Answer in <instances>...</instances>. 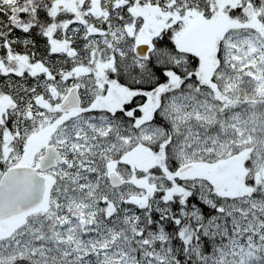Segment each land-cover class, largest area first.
<instances>
[{
  "label": "snow or ice",
  "instance_id": "6c2138e0",
  "mask_svg": "<svg viewBox=\"0 0 264 264\" xmlns=\"http://www.w3.org/2000/svg\"><path fill=\"white\" fill-rule=\"evenodd\" d=\"M0 264H264V0H0Z\"/></svg>",
  "mask_w": 264,
  "mask_h": 264
}]
</instances>
